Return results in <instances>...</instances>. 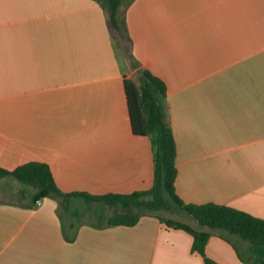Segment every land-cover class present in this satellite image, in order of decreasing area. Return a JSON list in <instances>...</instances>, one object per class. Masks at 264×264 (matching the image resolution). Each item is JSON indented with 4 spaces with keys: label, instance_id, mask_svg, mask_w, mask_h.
<instances>
[{
    "label": "crops",
    "instance_id": "1",
    "mask_svg": "<svg viewBox=\"0 0 264 264\" xmlns=\"http://www.w3.org/2000/svg\"><path fill=\"white\" fill-rule=\"evenodd\" d=\"M121 2L130 52L166 86L176 194L264 220V0ZM124 76L137 80L97 0H0V166L46 163L65 192L149 188ZM56 206L0 201V264H204L189 233L154 216L62 228ZM205 254L245 264L215 235Z\"/></svg>",
    "mask_w": 264,
    "mask_h": 264
},
{
    "label": "trees",
    "instance_id": "2",
    "mask_svg": "<svg viewBox=\"0 0 264 264\" xmlns=\"http://www.w3.org/2000/svg\"><path fill=\"white\" fill-rule=\"evenodd\" d=\"M97 1L106 9L112 37L115 41L119 39L136 71V81L124 76L123 83L131 130L150 140L153 163L150 187L131 193L65 192L56 185L49 165L38 161L18 164L12 169L0 166V178H13L31 188L28 197L32 206L44 197L54 199L62 228L65 224L73 229L82 224L133 226L140 217L150 215L167 227L189 233L193 239L191 250L202 257L204 264H218L205 254L213 232L232 245L245 264H264V220L223 204L185 203L176 194L175 142L162 103L165 83L148 69L141 68L130 52L131 38L120 11L121 0ZM162 212L190 217L196 226L166 217Z\"/></svg>",
    "mask_w": 264,
    "mask_h": 264
},
{
    "label": "rangeland",
    "instance_id": "3",
    "mask_svg": "<svg viewBox=\"0 0 264 264\" xmlns=\"http://www.w3.org/2000/svg\"><path fill=\"white\" fill-rule=\"evenodd\" d=\"M116 45H117L121 55L124 58H126L127 63H129L131 65L130 59H129L128 55L126 54L125 50L123 49V47H121L122 45L119 42V39H116ZM126 70H127L128 75L134 78V73L129 68V66H128V69H126ZM31 191H32L31 188L24 187L23 185L18 183L13 178H6V179L0 178V201H12L14 203H27L29 201L28 196H29V193ZM21 192H23V193H21ZM162 215H164L166 217H172L174 219L186 222L192 226H196V223L192 219H190L189 217L182 215V214H172V213H168V212H162ZM211 235H215V236L220 237L216 232H213ZM234 251H235V249H234ZM243 253H244V251H243ZM235 254L237 255L238 259L241 261V259L239 258L236 251H235ZM239 254L241 256L240 252H239ZM241 262L244 263L243 261H241ZM228 263L238 264L237 260L234 257H233V259H229Z\"/></svg>",
    "mask_w": 264,
    "mask_h": 264
},
{
    "label": "water",
    "instance_id": "4",
    "mask_svg": "<svg viewBox=\"0 0 264 264\" xmlns=\"http://www.w3.org/2000/svg\"><path fill=\"white\" fill-rule=\"evenodd\" d=\"M40 201V200H39Z\"/></svg>",
    "mask_w": 264,
    "mask_h": 264
}]
</instances>
